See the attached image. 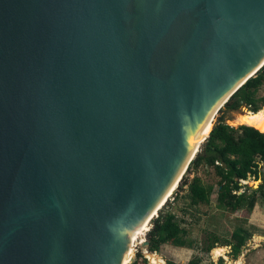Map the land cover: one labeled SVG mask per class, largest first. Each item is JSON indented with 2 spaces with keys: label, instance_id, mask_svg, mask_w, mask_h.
Returning a JSON list of instances; mask_svg holds the SVG:
<instances>
[{
  "label": "water",
  "instance_id": "obj_1",
  "mask_svg": "<svg viewBox=\"0 0 264 264\" xmlns=\"http://www.w3.org/2000/svg\"><path fill=\"white\" fill-rule=\"evenodd\" d=\"M263 67L264 0H0V264H126Z\"/></svg>",
  "mask_w": 264,
  "mask_h": 264
},
{
  "label": "rangeland",
  "instance_id": "obj_2",
  "mask_svg": "<svg viewBox=\"0 0 264 264\" xmlns=\"http://www.w3.org/2000/svg\"><path fill=\"white\" fill-rule=\"evenodd\" d=\"M263 98L264 84L257 93L258 104L261 108H264ZM250 111H253L252 107L244 105L228 112L226 124L233 129L234 135L240 136L244 133V129L241 128L243 125L240 123L242 117ZM219 116H221V111L216 114L213 125ZM244 125L251 126L250 124ZM260 166L261 170L258 175L241 181L243 187L237 194L247 192L252 195L254 189L264 184V163L260 162ZM184 178H189L190 182L194 178H200L201 184L207 189L209 201L191 198L189 185L177 190L160 212V215L162 212L177 215L179 226L177 241L163 244L159 252H151L150 245L143 246L144 237L146 236L148 240V234L153 229V226L151 228L149 226L134 243L133 258L135 261L139 258V254H142L144 257L139 259L140 263L143 259H147L149 264H153L148 255L157 253L167 264H191L195 260L199 261L198 264H221L222 261L225 264H237L238 262L239 264H264V201L261 195L259 194V200L253 210L243 208L233 212L221 202L225 183L217 174L215 167L205 164L199 167L194 166L188 169ZM238 232L246 234L247 239L239 258L235 259L232 245L225 246V244L235 242L234 234ZM219 246L226 247L227 258H215L213 250Z\"/></svg>",
  "mask_w": 264,
  "mask_h": 264
},
{
  "label": "trees",
  "instance_id": "obj_3",
  "mask_svg": "<svg viewBox=\"0 0 264 264\" xmlns=\"http://www.w3.org/2000/svg\"><path fill=\"white\" fill-rule=\"evenodd\" d=\"M263 84L264 67L256 76L249 79L220 110L221 116L217 119L210 137L189 167L191 169L194 166L199 167L205 164L216 168L217 174L225 183L221 202L233 212L243 208L253 210L259 200V194L264 201V184L254 189L252 195L247 192L237 194L243 187L241 181L258 175L261 170L260 162L264 163V132L258 128L243 125L241 128L244 129V133L240 136L234 135L233 129L226 124V118L230 110L244 105L251 106L253 111H258L261 106L258 104L257 93ZM201 183L200 178H194L191 182L189 178H183L178 190L189 185L191 198L209 201L207 189ZM178 228L177 215L162 212L148 234L150 251L159 252L163 244L176 242ZM234 238L235 242L225 244V246L232 245L235 259H237L246 243L247 235L238 232L234 234ZM143 257L139 254V258L133 264H149L147 259H143L140 263L139 259ZM198 263L197 260L191 262V264ZM221 264H225L224 261Z\"/></svg>",
  "mask_w": 264,
  "mask_h": 264
},
{
  "label": "bare ground",
  "instance_id": "obj_4",
  "mask_svg": "<svg viewBox=\"0 0 264 264\" xmlns=\"http://www.w3.org/2000/svg\"><path fill=\"white\" fill-rule=\"evenodd\" d=\"M241 125L244 124H250L252 127L258 128L259 130H261L262 132H264V108H261L258 111H250L248 112L245 116L242 117L241 120ZM241 125H237V126H241ZM213 128V121L211 123H209L208 126H206V128L204 129L203 133L201 134L198 142H202V140L207 137L211 130ZM172 195L168 196V199H170ZM165 200L162 203V206L160 207V210L163 208L165 202L167 201ZM157 216V214L154 215V217L150 218L149 220H147V222L134 234L133 236V243H132V248L130 250V252L128 253L127 257H126V264H129L131 262V258L133 257V249H134V243L136 241V239L144 232L147 230L148 226L150 225V223H152V220ZM146 251V250H145ZM226 247H216L213 250V254L215 256V258H219V257H226ZM148 254V253H147ZM152 261L153 264H167L166 261L161 258L157 253L156 254H149L148 255ZM241 263V262H240ZM239 264V262L237 263Z\"/></svg>",
  "mask_w": 264,
  "mask_h": 264
}]
</instances>
